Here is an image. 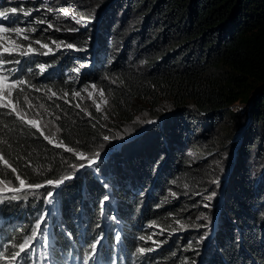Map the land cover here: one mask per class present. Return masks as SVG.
<instances>
[{
  "label": "trees",
  "instance_id": "16d2710c",
  "mask_svg": "<svg viewBox=\"0 0 264 264\" xmlns=\"http://www.w3.org/2000/svg\"><path fill=\"white\" fill-rule=\"evenodd\" d=\"M38 1L8 0V10L15 12L25 8L33 12L32 7ZM81 1L90 3V0H68L69 7L78 9ZM110 1L121 7L124 13L119 23L113 22L116 20L113 15L106 23L102 20L104 27L98 34L101 48L93 45L89 35L94 28L90 26L61 36L52 33L55 39L60 38L71 46L70 54L64 58L59 54L42 58L53 68L44 77V82L37 81V73L31 65L33 74H28L24 83L17 86L19 90L8 86L12 99L20 103L22 97L34 100L37 95L27 86H45L47 95L63 94L66 97L39 95L43 100L41 111L56 121L60 130L59 147L51 146L35 124L0 107V176L17 183L22 181L27 187L54 182L71 163V153L66 151L87 153L98 144L105 128L102 116L92 108L85 111L70 99L79 85L74 84L69 75L73 67L83 65L85 70L79 69L81 85L94 82L103 94L110 97L111 121L117 124L114 126L117 132L135 120L139 106L147 107L151 117L160 118L144 132L141 140L153 136L151 140H159V144H163V140H171L172 136H176L175 143L182 138L187 139L190 129L194 132L199 130L193 126L200 118L212 124L219 118L230 119L231 123L237 121L230 134L232 137L237 134L233 141L234 151H230L231 166L236 171L237 196L231 198L232 194L227 193L231 205H225L227 214L223 213L222 218L226 217L225 214L229 216L231 209L233 216L238 215L235 216L238 224L249 230L241 231L240 235L233 232L231 235L222 232L217 235L216 232L205 262L208 254L213 258L205 264H264V235L259 229V224H264V210L259 208V195L251 192L255 181L241 176L253 149L254 159L264 162V0ZM89 5L94 6L93 3ZM132 13L137 15V22H141L133 39L130 38L132 34H127L128 22H123L126 15ZM81 15L87 22L93 18L84 10ZM37 20V16H25L17 21L33 27L27 34L29 42L26 44L44 39L46 31L35 23ZM51 29H54L53 24ZM98 41L95 44L98 45ZM132 44L134 48H130ZM87 63L90 68L85 66ZM238 102L246 104L247 108L237 115L230 107ZM163 104L171 109L161 110ZM189 147L200 152L196 146ZM213 148L211 144L205 145L199 153L200 163L216 152ZM181 150L178 147L166 159L165 156L157 159L137 154L140 156L135 163V176L125 175L124 180L118 179L122 184H117L112 177H116L114 165H121L118 157L101 162L106 173L102 178L91 176L92 181L99 183L102 180L109 187L113 185L116 216L135 218L133 223L141 226L138 235L132 229L128 230L127 243L131 249L146 247L144 239L158 242L156 248L159 251L150 260L151 264H189L187 262L195 260L199 251L196 238L211 228L209 221L205 220L207 228L195 231L202 226L197 217L199 210H208L203 209L200 199L194 194L196 187L212 185L209 183H212L213 173L210 174L205 166L194 164L192 159L189 161ZM156 160L163 163L162 166H158ZM252 166L254 172L264 176V163ZM173 180L178 185L172 189V194L166 195L164 190L170 189L169 183ZM81 188L76 182L64 186L58 193L61 207L66 211L63 215L68 218L70 227L79 220L77 211L82 203L74 210V205L66 199L77 197ZM25 190L0 195V214L24 216L33 210H42L47 195H32ZM98 196H78L81 201L85 199L84 202L91 204L86 209L85 221L94 228L98 226ZM258 213L262 215L257 216ZM29 224L31 222L25 227ZM151 224L155 227H149ZM135 236L141 239L140 243H136Z\"/></svg>",
  "mask_w": 264,
  "mask_h": 264
},
{
  "label": "rangeland",
  "instance_id": "374dc122",
  "mask_svg": "<svg viewBox=\"0 0 264 264\" xmlns=\"http://www.w3.org/2000/svg\"><path fill=\"white\" fill-rule=\"evenodd\" d=\"M92 3L94 4V6L89 5ZM69 6L70 4L68 0H39L32 7L33 12H30L25 8H21L20 10H15V12H12L13 14L16 13L18 17H20V15L22 17L37 16L38 20L35 23L39 24L41 30L46 31L43 40L34 43L32 41L30 42V44H26V42H29L27 40V34L32 31L31 28L33 27L24 22L21 25L19 24V26H14L12 24V30L9 33L10 37L9 35H7L5 38H1L3 43L0 44V46L4 47H0V49L3 51L5 56L13 55L18 57L35 58V62L39 63V66L35 68V71L37 72L38 82H44V77L49 70L46 65H43L45 64L42 59L43 57H51L59 54L62 58H64V56L69 55V52H71L72 50L71 46L67 42L60 38L55 39L52 33L61 36V34L82 30L83 28H88V26H90L94 28V31L89 35L91 41L93 42L94 46L96 45L98 48H101L102 46L100 45L102 44V41H98V34L99 30L104 27L103 21L104 23H106L108 17L110 15H113L116 19L113 22L119 23L122 13H124L121 7H116L110 0H90V3H88V1H81V3H79L77 6L78 9H73ZM92 7L93 11L91 10ZM83 10L92 14V20H89L88 22L85 20V17L81 15V11ZM137 19V15L135 13H132L131 15H126V19H124L123 21L125 24L126 21L128 22L127 34H132L130 37L131 39H133L134 34L137 35L140 30L138 29V25H140L141 22L138 23ZM51 24H53L54 29H51ZM95 41H98L99 44H95ZM134 46L135 45L132 44L130 48H134ZM85 66H87V68H90L89 63H87V65ZM77 67L72 68V74L69 76L73 78L72 80L74 84H77V86L79 85V89L70 95V99L74 101L78 107L85 109V111L88 108H92L94 112L102 116L105 128L102 131L100 140L98 141V144L87 153L73 152L72 150L66 151L68 153H71V163L67 166L68 169L64 170L61 174H58V177L54 182L50 181L42 185L39 184L37 186L27 187L22 183V181H19L17 183V181L13 179H8L0 176V195H5L7 193H16L17 191L23 192L25 189V191H30V194L32 195H47L43 200L42 211L37 212L36 210H33V214L27 213L24 216H18L15 218V220L9 221L7 223V227L18 230L19 227L31 222V224H29V227H32V230H30L29 232H31V234L35 236L39 232L44 234L47 229L42 230L43 224L47 223L48 221H53L51 223L56 224L58 229L65 230L69 224H64L63 222H61L62 215L65 214L66 211L62 210V203L58 199L57 194L59 191L64 189V186L76 182L77 184H80L82 186V188L76 194V199L70 197L66 200L74 205V210L77 208L78 204L82 203L77 211L80 218H86V209H89L91 207V204H86L84 202V198V200L81 201V198L78 197H84L82 191L85 190V188L83 186L87 187L90 191V194L86 193L88 197L92 198V196L96 197V195H99V209L101 210L100 212H103V214L106 215H112L114 210L112 209L114 205V199L112 197V188H114L113 185L109 187L107 186V184H104L105 181L100 180V182L98 183L92 181L91 179L92 175H96L100 178L106 175V173L104 172L105 168H103V163L101 162H105L106 159L108 161H111L112 159L117 157L121 159L120 166H118V164L114 165V168L117 169V171L116 177H114L113 175L112 177L117 184H122V182H120L119 180H124L125 175L131 177L135 176V173L133 171H137L134 167H136L135 163L139 161L137 159L140 156L137 154L150 155L151 158L157 157V159L160 156H165L166 159L169 156L173 155L174 151L178 147H181V151L186 157L189 158V161H191L192 159L191 162L200 166H205L210 174L213 173L211 181L212 183H209L212 185H209V187L207 186L206 188H204V186L196 187L195 190L197 192L194 194L195 197L200 199V203H202L201 206L203 207V209L208 210H199L200 213H198L197 217L201 221L202 226L199 229L195 228V231L198 232L207 228L205 220L209 221L212 226L205 235H203L199 239L196 238L195 244L199 245L197 246V249L199 251L196 254L198 258H196L195 260H189V262L187 263L192 264V261H194V264H203V257L206 255L207 248H209L210 243L213 244V240L211 238H213L216 232L217 235H220L219 232H233L234 234L240 235L241 230L239 228H242L241 224H238V221L235 219L236 215L233 216V214H231V209H229L228 212L230 215H226L227 208L225 207V205L227 206V204L231 205L228 201L230 197L227 198L228 192L232 194L231 198L234 195L237 196L234 182L236 171L234 169V166H231L233 161L230 158V151L231 153H233L234 151L233 141L237 136V134H235V136L232 137L230 136V134L235 130L234 126L237 125V121L234 120V122L231 123L230 119L219 118L218 121H214L212 124L210 121L200 118L196 122L197 126H193V128L199 127V130L194 132L192 131V129H190L187 139L182 138L179 142L175 143V140L177 141L176 136H172L171 140H163V144H159V140H151L153 136H149L150 138L148 137L147 140L142 141L140 138L142 135L139 137L136 136L142 131V128L144 126H147L152 122H156L159 117H157L156 119L154 117H151L149 115V111H147V107L141 108L142 106H139L136 110L137 114L135 115V120L129 125H123L122 130H119V132H117L116 130H114V126L117 124L115 123V121H111L113 115L110 110V97L103 94L101 92L100 86L98 84H95L94 82L85 83V85L82 86L80 81L81 78L79 77V69H81L82 71L85 69L83 65H80L79 68ZM8 86L9 85L5 84L0 78V100L7 103L6 108L16 116H20L22 120L26 119L28 122L35 124L38 127L39 133L46 138L51 146L59 147L60 145L58 135L60 133V130L56 126V121L54 122L53 120L49 119L48 115H44L43 111H41L43 100L39 98V95L43 97L56 96L60 98L66 96L63 94H60V96H57L55 94L47 95L48 88L42 86L40 88H32V90H35L37 93L34 100L25 99L24 97H22V101L20 103L12 99L11 90H9ZM165 105L167 104H163L161 106V110L171 109L167 108ZM246 108L247 105L241 102L235 103L232 107H230V109L236 112L237 115L241 111H245ZM133 138L135 139L129 142V140ZM206 144H211L212 146H214L213 151L216 152L211 157L205 159L200 163L199 158H201V156L199 155V153H201V150L205 148ZM188 145L196 146L197 151L199 150L200 152L198 153L192 151V149ZM225 148L228 151L226 150L222 153L218 152L219 150L221 152V149ZM255 155L256 154L254 149L250 151V157L247 158L245 167L241 171V176L248 179L249 181H255V188H253L254 190L251 192L252 194L259 195V208H262L264 210V176H259L258 173L254 172V168L252 166L263 165L264 162L263 160H255ZM156 161V164H158V166H162L163 163H159L158 160ZM208 161H210V163H207ZM165 165L167 164L165 163ZM98 169L99 172H97ZM10 172L12 173L13 171ZM119 173H122L123 175L121 176L119 175ZM12 176H15L14 173ZM258 183H260V185ZM172 184L173 186H171ZM169 185L170 189L164 190V193L166 195L172 194V189L178 184L173 180L171 183H169ZM186 189L188 190V188ZM203 189L205 190L203 191ZM45 190L47 191L45 192ZM103 201L107 202V206H103L102 208L101 205ZM107 207L111 208H109L108 212L106 213ZM223 213H226V217L222 218ZM260 215H262V213L257 214V216ZM236 217H238V215ZM63 221L67 222L68 218H64ZM150 227H154V225L152 224ZM259 228L263 232L262 235H264L263 229L261 227ZM177 235H179V233ZM146 243L147 245L145 244V249H138V251L147 253L154 250L158 246V242H156L154 239L149 238L147 239ZM189 246L192 245L189 244Z\"/></svg>",
  "mask_w": 264,
  "mask_h": 264
},
{
  "label": "water",
  "instance_id": "95a60500",
  "mask_svg": "<svg viewBox=\"0 0 264 264\" xmlns=\"http://www.w3.org/2000/svg\"><path fill=\"white\" fill-rule=\"evenodd\" d=\"M159 119H160V118H159ZM157 121H159V120H157ZM154 124H156V122H152L151 124H149V125H147V126H144V127L142 128V131H141L136 137H139V136L143 135L144 132L147 131V130H148L151 126H153ZM136 137H135V138H136ZM135 138L130 139L129 142H130V141H133Z\"/></svg>",
  "mask_w": 264,
  "mask_h": 264
},
{
  "label": "clouds",
  "instance_id": "9594fccd",
  "mask_svg": "<svg viewBox=\"0 0 264 264\" xmlns=\"http://www.w3.org/2000/svg\"><path fill=\"white\" fill-rule=\"evenodd\" d=\"M223 233V232H222ZM213 257L212 254L207 255V259Z\"/></svg>",
  "mask_w": 264,
  "mask_h": 264
}]
</instances>
